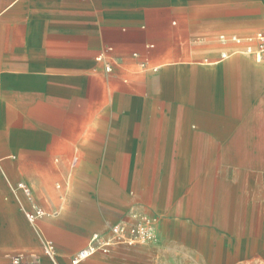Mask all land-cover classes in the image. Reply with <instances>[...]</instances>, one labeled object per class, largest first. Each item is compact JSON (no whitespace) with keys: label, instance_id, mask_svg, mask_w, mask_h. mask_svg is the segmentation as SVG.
Here are the masks:
<instances>
[{"label":"crops","instance_id":"obj_1","mask_svg":"<svg viewBox=\"0 0 264 264\" xmlns=\"http://www.w3.org/2000/svg\"><path fill=\"white\" fill-rule=\"evenodd\" d=\"M260 30L264 0H0V264L145 218L155 241L79 264L208 258L211 234L264 264V63L220 40Z\"/></svg>","mask_w":264,"mask_h":264},{"label":"built area","instance_id":"obj_2","mask_svg":"<svg viewBox=\"0 0 264 264\" xmlns=\"http://www.w3.org/2000/svg\"><path fill=\"white\" fill-rule=\"evenodd\" d=\"M220 40L235 43L239 46L238 52L251 56L257 63H264V30L246 37L221 36ZM21 186L26 193H30L25 185ZM44 214L43 209L36 207L27 211L26 217L31 223H35ZM159 221V218H145L141 222L131 225L126 223L115 224L110 228L108 236L103 233H94L88 245L74 256L72 263L79 264L98 252L108 253L110 248L115 245H140L153 242L157 239ZM44 252L49 256L54 255L55 246L53 241L47 240L44 243ZM12 264H21V257L16 256Z\"/></svg>","mask_w":264,"mask_h":264},{"label":"rangeland","instance_id":"obj_3","mask_svg":"<svg viewBox=\"0 0 264 264\" xmlns=\"http://www.w3.org/2000/svg\"><path fill=\"white\" fill-rule=\"evenodd\" d=\"M200 251V248H195L193 257L179 256L172 262L165 259L161 264H250L247 258L240 255L241 249L228 247L221 237L214 234L210 238L209 257L206 254L202 257Z\"/></svg>","mask_w":264,"mask_h":264}]
</instances>
